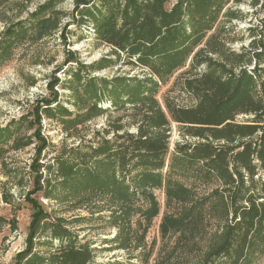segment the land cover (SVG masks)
I'll use <instances>...</instances> for the list:
<instances>
[{
    "label": "trees",
    "instance_id": "1",
    "mask_svg": "<svg viewBox=\"0 0 264 264\" xmlns=\"http://www.w3.org/2000/svg\"><path fill=\"white\" fill-rule=\"evenodd\" d=\"M31 1L0 0V12L12 2L26 7ZM61 1L47 0L26 18L8 21L0 32V67L22 45L60 28L55 8ZM248 1L264 7V0L75 1L78 26L108 45L114 58L84 64L69 51L66 79L55 76L50 87L69 95L61 99L54 91L29 115L0 124L4 165L11 151L39 140L30 165L34 189L26 197L33 213L26 246L13 264H258L264 258V19L249 28L247 47L229 45L239 39L231 35L232 22L244 18L237 6ZM122 56L144 74L93 75ZM187 66L191 74L183 86L195 104L166 99L164 109L157 98L162 85ZM111 109L131 115L136 131L117 125L112 136L97 133L71 147L42 135L43 115L75 136ZM239 115L250 117L238 122ZM172 122L194 140L172 146ZM50 150L55 155L40 163ZM36 192L87 213L64 217L33 199ZM12 197L5 200L14 206ZM159 217L158 243L147 237ZM98 221L116 229L103 240L106 247L74 229ZM0 223L18 228L16 216H0ZM106 250L128 255L99 263Z\"/></svg>",
    "mask_w": 264,
    "mask_h": 264
},
{
    "label": "rangeland",
    "instance_id": "2",
    "mask_svg": "<svg viewBox=\"0 0 264 264\" xmlns=\"http://www.w3.org/2000/svg\"><path fill=\"white\" fill-rule=\"evenodd\" d=\"M47 0H33L22 7L17 2H12L0 12V32L6 27L8 21H17L26 18L36 8ZM76 0H62L56 6L60 15V28L54 31L50 37L39 40L38 42H29L16 51L15 58L0 67V124L6 125L13 119H19L23 115H29L34 111L36 105L40 104L43 98L53 97L54 91L59 97L64 99L69 95V91L62 89L61 86L55 87L54 91L50 89L54 77L60 81L66 79L65 71L68 69L67 55L69 51L77 52L79 61L84 64H90L101 57H112L111 48L108 45L100 44L90 35L89 30L78 26L77 16L73 17V10ZM262 1L260 0V3ZM244 14L242 20L232 22L231 35L239 38L229 45L240 51L243 46L247 47L250 42L249 28L256 27L264 19V7L261 4L253 6L251 2L243 3L237 6ZM230 25V24H229ZM63 29V30H62ZM64 34L67 42H65ZM234 37V36H233ZM61 68V69H60ZM188 66L178 71L172 79L162 85L158 94L160 104L166 109V99L174 103L190 107L195 104V99L190 93L184 90V80L191 73H188ZM144 71L139 66L129 63L125 56L117 60L112 66L105 68L93 75L112 78L116 75H143ZM70 106L69 104H66ZM105 107H111L109 103ZM71 107V106H70ZM250 115H239L238 122L245 121ZM33 116H30L32 119ZM134 119L131 115L122 112L109 110L102 116L88 122L80 128L75 136H67L57 125L51 124V121L44 115L42 116V135L53 144L66 145L68 147L86 142L92 139L97 133L114 134V127L123 125L124 130L136 131L133 125ZM180 124L171 123V145L182 140H194L191 137L184 136ZM39 140L34 144L18 151H11L7 155V165L0 163V216L5 219H13L16 216V230H12L10 224L0 223V264H13L15 255L26 246V239L33 213L32 205L26 201L27 195L34 189L35 172L30 165L36 158V147ZM46 152L43 151V154ZM55 150L47 152V158L41 157L40 163L49 160L55 155ZM45 158V159H44ZM13 195V204L6 202L5 198ZM31 197L42 203L48 210H57V213L64 217H75L76 215H86L84 208L73 209L69 204H57L44 198L41 193L36 192ZM159 199L163 203L164 196L159 194ZM20 209L14 210L16 206ZM160 217L154 220L148 233L147 239L151 241L154 237L158 243L161 241L159 231ZM88 223L77 224L74 226L80 237L91 239L98 247H106L110 244H104V239L112 238L116 234V229L108 223L98 221L93 222V227H88ZM127 251L114 250L103 251L99 253L97 260L99 263L113 260L115 258L125 259ZM258 264H264V258Z\"/></svg>",
    "mask_w": 264,
    "mask_h": 264
}]
</instances>
